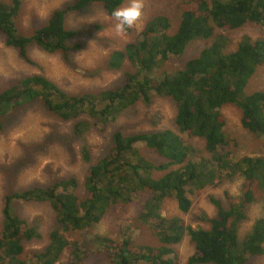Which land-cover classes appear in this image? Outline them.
I'll use <instances>...</instances> for the list:
<instances>
[{
	"label": "trees",
	"instance_id": "16d2710c",
	"mask_svg": "<svg viewBox=\"0 0 264 264\" xmlns=\"http://www.w3.org/2000/svg\"><path fill=\"white\" fill-rule=\"evenodd\" d=\"M124 1L73 0L53 9L45 24L29 35L21 34L16 23L20 0L0 1V32L5 44L15 47L26 60H30L28 47L35 44L48 53H61L66 61L76 31L65 26V14L99 3L111 15ZM178 9L180 18L173 33L169 32L171 20L155 15L145 22L135 40L107 55L105 65L110 70H120L125 61L134 66V71H123L121 82L114 88L72 95L44 75L13 80L0 90V129L2 118L11 110L38 99L61 121H72V134L80 137L91 124L81 118L84 114L106 122L138 101L148 103L153 95L167 96L175 102L174 121L180 132L203 139L210 157L195 160L190 156L191 145L169 128L128 134L114 130L107 152L84 173L85 196L75 193L78 181L73 177L4 194L0 264H55L68 248V264H82L91 252L90 243L70 240L67 233L92 229L111 205L129 204L138 192L148 194L138 217L158 243L95 235L92 243L114 264H179L173 245L186 234L194 245L187 264H246L251 257L264 254V217L255 219L251 230L239 238L246 207L264 195V157L233 160L227 149L231 139L224 134L226 121L220 110L228 103L236 105L241 110L242 128L264 140V87L244 92L248 80L264 64V39L252 40L244 35L235 49H229L230 36L219 31L238 29L247 23L264 26V0H181ZM196 38L206 41L197 55L174 71L160 69L168 59L182 55ZM139 143L165 161H150L141 154ZM82 157L90 159L87 147L82 148ZM173 165L178 167L171 168ZM156 171L163 173L154 177ZM235 175L243 179L240 194L227 195L226 204L211 197L216 214L204 217L209 228H193L180 216L162 214L164 199L174 198L178 209L187 212L193 188ZM15 201H48L55 211L56 227L49 231L48 242L41 250L25 252L24 242L39 237V232L14 211Z\"/></svg>",
	"mask_w": 264,
	"mask_h": 264
},
{
	"label": "rangeland",
	"instance_id": "374dc122",
	"mask_svg": "<svg viewBox=\"0 0 264 264\" xmlns=\"http://www.w3.org/2000/svg\"><path fill=\"white\" fill-rule=\"evenodd\" d=\"M10 2L11 0H0ZM73 0H20L16 23L23 35L31 34L34 29L45 24L50 13ZM181 0H144L141 20L136 27L127 29L126 33L117 35L114 21L99 3L89 4L82 11H70L65 14V26L76 31L70 39L74 47L65 61L61 53H48L39 46L28 47V57L24 59L18 50L5 44V36L0 32V90L7 87L17 78L30 74L44 75L54 81L63 91L78 95L97 93L114 88L121 82L123 71H134V66L125 61L120 70L106 67L107 55L114 49L122 48L127 42L136 39L143 25L155 15H165L171 20L169 32L173 33L178 25ZM125 0L120 6H126ZM219 30V29H218ZM217 30V31H218ZM230 36L229 49H235L237 43L246 35L252 40L264 39V26L247 23L233 30H219ZM204 39L196 38L188 43L182 55L172 57L160 66V69L174 71L184 62L198 54L204 46ZM264 87V64L259 66L245 86V94ZM226 121L224 134L231 139L228 150L234 159L243 156L264 157V140L245 128H242L241 110L228 103L220 108ZM176 105L171 97L153 95L148 103L138 101L125 109L116 119L106 122L84 114L83 119L90 121V127L78 137L72 134V121L63 122L49 112L36 99L11 110L2 118L0 129V226L2 204L5 193L11 190L26 189L33 186L49 185L62 178H75L78 186L74 189L79 196H85L83 186L84 173L89 165L95 163L110 147V137L114 130L123 133H134L145 130L172 129L192 147L190 154L195 160L209 158L201 138H189L180 132L175 124ZM70 140L68 141V138ZM140 152L154 163L165 161L152 149L139 143ZM87 147L90 159L82 157V148ZM173 165L171 168H176ZM163 171L153 173L154 177ZM204 188H193L189 194L191 207L187 212L178 209L174 198L162 202V214L180 216L193 228L207 229L210 223L204 217L211 218L216 214V206L211 197L226 204L230 197H238L243 183L240 175ZM148 194L138 192L129 204L111 205L103 218L92 229L87 231L68 232L70 240L90 243L91 252L82 264H114L105 251L92 243L95 235H107L112 238L131 237L136 243L157 244V239L138 214ZM14 211L30 224L37 227L39 237L24 242L25 252L41 250L48 242V233L56 227L55 211L48 201H15ZM258 217H264V195L262 199L246 207V218L239 227V238L248 233ZM179 264H187V259L194 252V245L189 236H183L180 242L173 245ZM68 248L55 264H68ZM204 264V263H199ZM246 264H264V254L253 256Z\"/></svg>",
	"mask_w": 264,
	"mask_h": 264
},
{
	"label": "clouds",
	"instance_id": "9594fccd",
	"mask_svg": "<svg viewBox=\"0 0 264 264\" xmlns=\"http://www.w3.org/2000/svg\"><path fill=\"white\" fill-rule=\"evenodd\" d=\"M144 0H129L126 6L118 7L111 12L117 35L126 33L127 29L136 27L141 20Z\"/></svg>",
	"mask_w": 264,
	"mask_h": 264
}]
</instances>
